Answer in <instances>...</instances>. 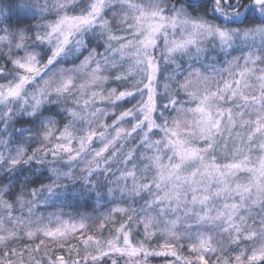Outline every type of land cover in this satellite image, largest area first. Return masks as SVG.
Wrapping results in <instances>:
<instances>
[{
    "label": "snow or ice",
    "instance_id": "6c2138e0",
    "mask_svg": "<svg viewBox=\"0 0 264 264\" xmlns=\"http://www.w3.org/2000/svg\"><path fill=\"white\" fill-rule=\"evenodd\" d=\"M0 264H264V0H0Z\"/></svg>",
    "mask_w": 264,
    "mask_h": 264
},
{
    "label": "trees",
    "instance_id": "16d2710c",
    "mask_svg": "<svg viewBox=\"0 0 264 264\" xmlns=\"http://www.w3.org/2000/svg\"><path fill=\"white\" fill-rule=\"evenodd\" d=\"M88 211H91V209H88Z\"/></svg>",
    "mask_w": 264,
    "mask_h": 264
}]
</instances>
